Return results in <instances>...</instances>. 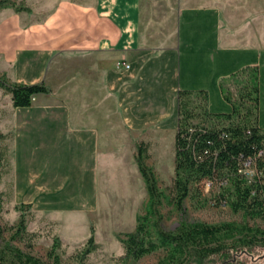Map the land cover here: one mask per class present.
<instances>
[{
    "label": "crops",
    "instance_id": "0c3cea01",
    "mask_svg": "<svg viewBox=\"0 0 264 264\" xmlns=\"http://www.w3.org/2000/svg\"><path fill=\"white\" fill-rule=\"evenodd\" d=\"M46 1L40 14L0 7V75L50 90L11 108L27 203L94 200L99 160L110 158L122 124L168 128L179 89L206 90L207 110L227 113L218 80L245 65L258 66L264 128V0H165L162 37L142 12L154 0ZM61 58L67 70L52 79L47 66Z\"/></svg>",
    "mask_w": 264,
    "mask_h": 264
},
{
    "label": "trees",
    "instance_id": "16d2710c",
    "mask_svg": "<svg viewBox=\"0 0 264 264\" xmlns=\"http://www.w3.org/2000/svg\"><path fill=\"white\" fill-rule=\"evenodd\" d=\"M8 2L0 0V7ZM28 9L20 5L15 10ZM218 87L223 99L231 105L227 113L207 110L206 90L177 91L174 174L170 187L173 202L180 207L193 186L209 192L215 188L210 198L214 204H228L235 212L264 218V128L258 125V66L245 65L220 77ZM0 88L10 95L13 107H28L35 95L50 91L44 81L17 83L2 75ZM6 138L7 134L0 132L1 166L7 163ZM146 149V143L140 141L135 152L147 191L145 210L138 216L134 230L120 238L124 250L121 257L138 259L162 249L163 255L156 264H264L259 262L264 257V229L259 227L182 219L173 229H165L160 212L162 192L153 171L144 163ZM248 157L252 159L251 177L239 171ZM1 174L0 169V177ZM40 234L27 230L20 218L11 238L18 236L31 247ZM98 245L90 235L79 253L80 262ZM60 247L61 241L55 235L48 254L56 264V251ZM0 264L47 263L5 238L0 224Z\"/></svg>",
    "mask_w": 264,
    "mask_h": 264
},
{
    "label": "rangeland",
    "instance_id": "374dc122",
    "mask_svg": "<svg viewBox=\"0 0 264 264\" xmlns=\"http://www.w3.org/2000/svg\"><path fill=\"white\" fill-rule=\"evenodd\" d=\"M20 5L34 8L40 14L47 1L9 0L5 7L15 10ZM167 5L165 0L142 4V12L145 10L148 14L152 13L155 24L152 31L159 33L160 37L163 29L171 25ZM162 17H166L168 22L162 24ZM66 65L62 58L56 59L49 63L47 71L52 79L55 74L61 78V75H64L63 68L67 70ZM11 108L15 107L11 105L9 95L0 88V132L8 134L4 141L8 147L7 163L0 165V224L4 227L5 238L11 239L13 244L47 264H56L48 254L55 235L61 241V247L56 251L58 264H156L163 255L162 249H157L138 259L121 257L124 250L120 238L134 230L137 218L144 213L147 201L145 183L135 159L136 146L141 140L147 145L144 163L153 171L162 192L160 212L161 224L165 229H173L182 219L207 223L235 222L264 229V218L249 217L242 211L235 212L228 204H214L210 198L215 193V188L209 192L199 191L193 186L180 207L173 202L170 187L174 174V112L168 117L166 129H157L159 124L149 123L147 128L134 127L125 131L122 124L119 136L116 137L111 150L109 149L110 158L106 157L105 152L99 160L94 200L64 204L56 200L27 203L24 200L26 194L20 192L24 180L22 171H16L14 166L15 142L10 131ZM263 122L264 85L260 123ZM19 180L21 183L17 191ZM20 218H23L27 230L41 232L31 247H27L18 236L11 238ZM90 235L99 245L89 253L84 262H80L79 253ZM259 262L264 263V257H261Z\"/></svg>",
    "mask_w": 264,
    "mask_h": 264
},
{
    "label": "built area",
    "instance_id": "2783aa9c",
    "mask_svg": "<svg viewBox=\"0 0 264 264\" xmlns=\"http://www.w3.org/2000/svg\"><path fill=\"white\" fill-rule=\"evenodd\" d=\"M116 66H122L124 68L128 67V64L124 60L117 62ZM261 153V151H259ZM252 159L250 157L246 158L242 162V167L239 169L240 172H243L246 176L251 177L253 175V169L251 168ZM209 185V182H207Z\"/></svg>",
    "mask_w": 264,
    "mask_h": 264
}]
</instances>
